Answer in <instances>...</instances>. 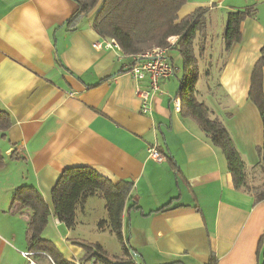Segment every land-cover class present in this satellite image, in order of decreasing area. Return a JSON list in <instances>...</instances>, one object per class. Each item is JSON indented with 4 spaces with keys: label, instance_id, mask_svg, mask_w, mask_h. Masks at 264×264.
I'll return each instance as SVG.
<instances>
[{
    "label": "crops",
    "instance_id": "obj_1",
    "mask_svg": "<svg viewBox=\"0 0 264 264\" xmlns=\"http://www.w3.org/2000/svg\"><path fill=\"white\" fill-rule=\"evenodd\" d=\"M250 6L255 13L242 21V39L225 51L213 83L204 80L199 86L209 73L202 72L204 56L195 53V94L230 134L248 185L259 186L264 181L256 150L263 140L262 122L248 92L264 47V0H187L177 15L207 7L206 44L211 36L207 17L221 13L224 18L228 10ZM77 8L74 0H0V110L11 120L0 132L5 162L0 168V264H28L22 253L28 251L29 211H9L13 191L23 184L35 187L48 205L51 215L42 237L66 261L84 255L77 241L98 243L110 254L95 234L108 231L97 229V222L107 219L100 195L87 197L76 209L75 220L87 221L84 233L65 228L53 214L54 183L65 168L80 165L113 182H132L139 209L123 213L122 231L136 253L130 258L135 264H262L264 200L255 202L251 192L234 187L222 151L174 108L182 76L178 52L169 51L174 73L159 82L160 92L150 96L149 110L142 113L138 83L127 72L133 55L93 47L103 38L91 25L95 9L73 27L65 25ZM205 92L207 100L201 97ZM148 147L162 161L153 160ZM260 178L262 183H256ZM167 203V209L157 211ZM31 259L53 264L45 254Z\"/></svg>",
    "mask_w": 264,
    "mask_h": 264
},
{
    "label": "trees",
    "instance_id": "obj_2",
    "mask_svg": "<svg viewBox=\"0 0 264 264\" xmlns=\"http://www.w3.org/2000/svg\"><path fill=\"white\" fill-rule=\"evenodd\" d=\"M74 1L78 8L65 21V25L73 27L71 25L75 21L96 9L91 23L92 28L101 37L114 39L125 55H136L154 47L165 46L168 37L177 36L174 49L181 57L182 70L177 90V96L181 102L180 114L183 117L192 118L210 142L222 151L234 187L251 192L255 202L264 200V181L259 186L248 185L245 163L230 134L220 120L209 117L207 106L199 101L195 94L199 68L194 42L198 36V56H202L205 51L208 8L198 7L178 19L177 12L187 0ZM226 13L222 33L224 51H228L234 43L241 41V23L255 13V8L250 6L243 9H231ZM248 98L257 107L262 122L263 140L256 150L260 157L261 171L264 174V47L253 66ZM10 125V117L0 110V132L4 133ZM167 159L171 160L170 157H166ZM4 165L0 151V168ZM132 189V182L127 180L113 182L86 165L67 167L60 173L51 189L54 216L71 229L75 224L77 207L87 197L100 195L105 201L107 219H100L97 222V229L113 233L121 241L124 253L127 254L124 258L110 255L98 243L77 241L76 244L84 250V263L94 259V264H135L130 258L136 256V253L128 245L129 239L126 237L125 241L123 238L122 231L123 213L131 209H139L136 198L132 196ZM129 201L133 202L127 206ZM169 203L157 211L167 209ZM23 209L29 211L25 231L28 252H31L33 256L38 253L45 254L50 257L53 264H74L66 261L55 246L42 237L51 212L38 190L27 184L20 185L13 191L9 204V211L19 212ZM261 247L264 256V238L259 241V248Z\"/></svg>",
    "mask_w": 264,
    "mask_h": 264
},
{
    "label": "built area",
    "instance_id": "obj_3",
    "mask_svg": "<svg viewBox=\"0 0 264 264\" xmlns=\"http://www.w3.org/2000/svg\"><path fill=\"white\" fill-rule=\"evenodd\" d=\"M176 40L177 36H170L167 38L165 46L154 47L144 53L133 55L132 57V62L128 66L127 72L138 83L136 86V95L140 101V109L142 113H146L149 110L150 96L160 92L159 82L162 79L172 76L174 73V67L170 61L169 51L174 47ZM93 47L96 49H120L118 43L112 38H101L93 43ZM140 82H143V84L140 85ZM173 102L176 111H180V98H174ZM147 152L153 160L157 162L162 161V155L154 147H148ZM22 255L26 258L28 264H36L31 259V252L26 251L23 252ZM86 263L94 264L95 260L91 259ZM74 264H85L83 262V256L75 259Z\"/></svg>",
    "mask_w": 264,
    "mask_h": 264
},
{
    "label": "rangeland",
    "instance_id": "obj_4",
    "mask_svg": "<svg viewBox=\"0 0 264 264\" xmlns=\"http://www.w3.org/2000/svg\"><path fill=\"white\" fill-rule=\"evenodd\" d=\"M95 11H96V9H95ZM225 15L223 18V15H221V13H219V14L214 13V15L207 17L208 18L207 20L210 23V28H211L210 35L211 36L209 37V40L205 44V47H204L205 51H204L203 55L200 57L204 56V59H203L202 65H201L202 72L204 74V72H206V70H208L209 76L206 78H204V76H203L204 79H202V83H200V85H199L200 87L203 85L204 80H206V81L209 80L211 83H213L215 81L214 75L217 73V70L219 69V67H221V64L223 61V56H226V53L223 50L224 44H223V38H222V33H223L225 21H226ZM194 46H195V53L197 55L198 54V47H199V41L198 40L196 42H194ZM170 51L174 55H177V54H175V53H177V51L175 49H170ZM172 57H174V56H172ZM175 63H177V65H178L179 62H175ZM202 94H204V95L201 97H204V99H206V96L207 97L209 96L208 92L207 93L205 92ZM258 167L261 170L260 164L258 165ZM260 182H261V178L258 179L256 183H260ZM87 226H88L87 221L82 222V221H76L75 220V225L70 231H72L74 233H84V232H86L84 229H86V230L89 229ZM65 228H67V227L65 226ZM95 234L98 235L99 237L103 238L105 246L107 247L110 255L119 256L122 258L127 257V254L124 253L123 245H122L121 241L113 233H110L108 231H105V232L95 231ZM126 237L128 238V235L126 233L125 234L123 233V238L125 239V241H126ZM128 245L131 246L130 242ZM115 252H117L118 254H112Z\"/></svg>",
    "mask_w": 264,
    "mask_h": 264
}]
</instances>
